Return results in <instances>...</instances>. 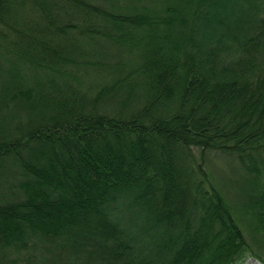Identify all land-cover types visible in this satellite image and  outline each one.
<instances>
[{
    "label": "trees",
    "instance_id": "trees-1",
    "mask_svg": "<svg viewBox=\"0 0 264 264\" xmlns=\"http://www.w3.org/2000/svg\"><path fill=\"white\" fill-rule=\"evenodd\" d=\"M4 44L0 264H264V0H0Z\"/></svg>",
    "mask_w": 264,
    "mask_h": 264
},
{
    "label": "rangeland",
    "instance_id": "rangeland-1",
    "mask_svg": "<svg viewBox=\"0 0 264 264\" xmlns=\"http://www.w3.org/2000/svg\"><path fill=\"white\" fill-rule=\"evenodd\" d=\"M5 52V44L4 49L0 50V53L4 54ZM95 57L94 55L91 56ZM110 60V57L108 58ZM114 58H112L113 60ZM15 72L17 77L19 78L18 82L12 81L10 87L6 88L8 94L15 89L12 86L16 87L21 85L18 88H22V90L31 85L34 78V73L36 72L31 67L27 66L22 61L16 62L14 57L10 52L7 55H0V93L1 87L4 85L6 87L8 83L9 74ZM42 71H39L37 77L41 75ZM44 72V71H43ZM46 72V71H45ZM89 72H92L90 74ZM47 73V72H46ZM95 71H83L80 70L79 75L81 78L80 84H85L88 86L89 83H92V76L95 75ZM82 89L84 86L81 85ZM86 88V87H85ZM28 111L24 110L16 103H6L2 105L0 103V132L2 130L12 131V128L24 123L26 121V113ZM1 135V133H0ZM203 168L206 172V178L208 182L214 184V186L220 190L222 196L232 203L233 206L236 207L238 211H240L241 199L240 198V186H241V175L238 163L230 156H225L218 154L216 152H206V157L203 161ZM246 234V232H245ZM245 264H262L254 258H248Z\"/></svg>",
    "mask_w": 264,
    "mask_h": 264
}]
</instances>
